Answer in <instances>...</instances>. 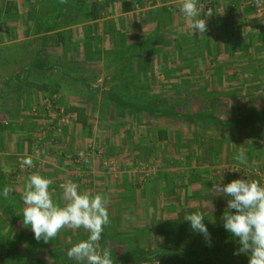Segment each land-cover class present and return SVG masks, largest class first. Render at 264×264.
<instances>
[{
  "label": "rangeland",
  "instance_id": "1",
  "mask_svg": "<svg viewBox=\"0 0 264 264\" xmlns=\"http://www.w3.org/2000/svg\"><path fill=\"white\" fill-rule=\"evenodd\" d=\"M8 1L0 189L13 190L0 197V264H81L67 250L87 230L66 226L45 243L24 226L21 197L33 173L51 181L57 203L66 202V181L106 196L110 223L98 243L115 264H248L233 254L221 219L227 197L212 186L264 184V34L253 30L264 27V0H218L214 17L212 0H197L203 34H192L182 0ZM248 2L258 17L239 9ZM195 211L210 245L184 220Z\"/></svg>",
  "mask_w": 264,
  "mask_h": 264
},
{
  "label": "clouds",
  "instance_id": "2",
  "mask_svg": "<svg viewBox=\"0 0 264 264\" xmlns=\"http://www.w3.org/2000/svg\"><path fill=\"white\" fill-rule=\"evenodd\" d=\"M259 4V0H257ZM180 11L191 20L192 34L206 31V20L201 18L197 0H182ZM81 157L85 156L82 151ZM236 159L243 162L244 153H237ZM87 162V161H85ZM23 164L32 166V159L26 157ZM51 181L39 174L29 175L21 197L22 222L34 233L37 241H51L64 227L87 230V238L78 241L67 250L70 259L81 264H115L113 254L107 247L100 248L105 226L109 225L108 199L101 193L91 190L81 192L79 185L66 181L61 184L65 203L55 202L49 192ZM10 186L0 189V197L8 198ZM213 191L222 192L227 197V209L221 217L223 227L238 245L234 255L244 254L248 264H264V184L255 180L235 179L223 185L212 186ZM184 220L190 223L193 231L202 234L210 245L211 233L208 231L204 213L190 212Z\"/></svg>",
  "mask_w": 264,
  "mask_h": 264
},
{
  "label": "crops",
  "instance_id": "3",
  "mask_svg": "<svg viewBox=\"0 0 264 264\" xmlns=\"http://www.w3.org/2000/svg\"><path fill=\"white\" fill-rule=\"evenodd\" d=\"M8 0H0V12L2 11V8L5 6H7V4H8V2H7ZM217 1L218 0H212V5H213V10H212V12L214 13L213 14V17L214 16H217ZM226 5L227 6H229V3L228 2H226ZM232 7V6H231ZM231 7H229V8H227V9H229L230 10V13H229V17L231 16V15H233V13L235 12L234 10H235V8H234V6L232 7V9H231ZM239 9H241V10H243L244 11V15L245 16H247V14H251L252 15V13L251 12H253V15L256 17H258V13H257V11H254V9H252L251 8V2H248V6H246V7H241V6H239ZM251 10V11H250ZM21 12H23V9L21 8V10H20ZM219 15V14H218ZM260 17H261V21H264V13L263 14H260L259 15ZM241 20V19H240ZM248 22H249V20H248ZM6 24H8V23H6ZM6 24H4V18L1 16V14H0V26L2 27V26H4V27H6L7 25ZM242 24L240 23V26H241ZM259 26H257V27H255L253 30H255V33H257V38H259L260 37V39H261V36H258V35H262L263 36V34H264V31H262V29L261 28H264V27H259ZM241 28H242V26H241ZM240 30V29H239ZM262 31V32H261ZM239 32H241V31H239ZM238 32V33H239ZM261 33V34H260ZM240 34V33H239ZM235 36H237V34L235 33L234 34V38H236ZM233 38V40H235ZM243 38V37H242ZM263 39V38H262ZM45 151V150H44ZM49 153L50 152H48V150L46 151V155H49ZM57 154V153H56ZM47 158H48V156H47Z\"/></svg>",
  "mask_w": 264,
  "mask_h": 264
},
{
  "label": "trees",
  "instance_id": "4",
  "mask_svg": "<svg viewBox=\"0 0 264 264\" xmlns=\"http://www.w3.org/2000/svg\"><path fill=\"white\" fill-rule=\"evenodd\" d=\"M70 3V0H66L65 2H64V7H66L68 4ZM93 6H94V4H93ZM126 9H128L127 7H126ZM129 10H126V12H128ZM240 46L242 47L243 46V44L241 45L240 44ZM125 104V103H124ZM124 104H122V105H124ZM133 110L134 111H137V112H142V113H150V114H153V111H151V110H149L148 108H146V107H139V106H134L133 107ZM156 115V114H155ZM186 116V115H185ZM184 117V116H183ZM186 118H188V119H194V116L193 115H188V117H186ZM198 118H201V120H204V121H210V122H213L214 124L215 123H220V124H223L219 119H214L213 117H207V118H204V117H198ZM247 121H249L248 119H247ZM240 123V125L241 126H243L242 124H247V123H244L243 121H241V122H239ZM124 255H122L120 258H122ZM140 257H135L134 259H131V258H127V260H129V261H132V260H135V261H133V262H136V261H140L141 260V258L143 259V258H145V256H147V255H142V253L139 255ZM123 258H125V256L123 257ZM126 260V259H125Z\"/></svg>",
  "mask_w": 264,
  "mask_h": 264
},
{
  "label": "built area",
  "instance_id": "5",
  "mask_svg": "<svg viewBox=\"0 0 264 264\" xmlns=\"http://www.w3.org/2000/svg\"><path fill=\"white\" fill-rule=\"evenodd\" d=\"M262 176L264 177V175H261V177H262Z\"/></svg>",
  "mask_w": 264,
  "mask_h": 264
}]
</instances>
